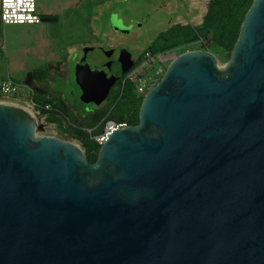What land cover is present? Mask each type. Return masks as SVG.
<instances>
[{
	"label": "water",
	"instance_id": "water-1",
	"mask_svg": "<svg viewBox=\"0 0 264 264\" xmlns=\"http://www.w3.org/2000/svg\"><path fill=\"white\" fill-rule=\"evenodd\" d=\"M84 53L99 104L133 59ZM0 264H264V0L223 67L210 51L176 55L92 163L74 136L0 100Z\"/></svg>",
	"mask_w": 264,
	"mask_h": 264
},
{
	"label": "rangeland",
	"instance_id": "rangeland-1",
	"mask_svg": "<svg viewBox=\"0 0 264 264\" xmlns=\"http://www.w3.org/2000/svg\"><path fill=\"white\" fill-rule=\"evenodd\" d=\"M207 3L208 0H36L37 10L56 20L36 24L0 22V82L9 78L14 83L30 84L37 89L38 81L50 79L51 66L67 63L66 81L54 75L53 80L48 81V88L55 97L64 98L80 110L83 108L81 95L96 94L95 89H90L91 80L95 78L89 75L94 67L91 55L84 53L85 46L122 47L135 59L168 26L199 24ZM119 20L125 25L123 28L131 26L128 32L116 27ZM193 49L210 51L221 67L230 56L210 39L202 38L156 55L143 56L142 63L128 75L142 69L146 92L176 55ZM17 102L28 106L37 118H44L29 99ZM84 120L85 117L74 116L73 124L81 125Z\"/></svg>",
	"mask_w": 264,
	"mask_h": 264
},
{
	"label": "trees",
	"instance_id": "trees-1",
	"mask_svg": "<svg viewBox=\"0 0 264 264\" xmlns=\"http://www.w3.org/2000/svg\"><path fill=\"white\" fill-rule=\"evenodd\" d=\"M251 2L252 0H208L199 24L168 26L147 44L144 52L156 55L189 42L208 38L229 56L237 39L243 16ZM144 52L135 59L132 58L131 69L115 81L104 103L97 109V113L86 118L81 125L73 124L74 117L68 113L61 100L46 98L40 101L37 97H32L34 103L48 104L47 109L37 108V110L44 115L45 120L56 124L80 142L89 163L95 161L100 147L91 136L101 132L106 120L124 122L126 125H135L138 122V110L143 95L136 92L134 82L128 78V74L142 63ZM23 98L29 97L23 95ZM87 128H90V133L86 131Z\"/></svg>",
	"mask_w": 264,
	"mask_h": 264
},
{
	"label": "built area",
	"instance_id": "built-area-1",
	"mask_svg": "<svg viewBox=\"0 0 264 264\" xmlns=\"http://www.w3.org/2000/svg\"><path fill=\"white\" fill-rule=\"evenodd\" d=\"M42 15L36 6V0H0V22L3 24H36L42 21ZM149 52H144V56L148 57ZM142 71V69H140ZM138 71L132 75H128V78L134 82L135 90L138 94L143 95L145 93L146 86L142 80V73ZM24 96L29 97L30 102L37 106L32 101L34 92L32 88L26 84H17L7 78L0 82V100L8 101H20ZM39 108L47 109L48 104L38 106ZM124 122H115L107 120L102 127L99 134L91 136L97 143L102 144L108 136L116 129L125 126ZM90 133V129L87 130Z\"/></svg>",
	"mask_w": 264,
	"mask_h": 264
},
{
	"label": "crops",
	"instance_id": "crops-1",
	"mask_svg": "<svg viewBox=\"0 0 264 264\" xmlns=\"http://www.w3.org/2000/svg\"><path fill=\"white\" fill-rule=\"evenodd\" d=\"M43 15L50 16V15H47V14H43ZM76 66L77 67H80L78 64H76ZM68 69H69V67H68V64L67 63L66 64L58 63L56 65V67H54V66H51L50 67V71H51L50 79L48 77L47 78V81H38L37 84H35V86L37 87V89H35L34 86H32L30 84L29 85L27 84V86H29L30 88H32V90L34 92L33 97H37L40 101H43L46 98L59 99V100H61L63 102V104H64V106H65V108L67 109L68 112L70 110L73 111L75 107H73L70 103L66 102L64 100V98H62V97H58V98L55 97L52 94V92L49 91L50 89L48 88V81L49 82L52 81L54 75H57V76L61 77L63 81H66L67 76H68V74H67L68 73ZM92 74H93V72L91 71V73H90L89 76H91ZM50 85H51V83H50ZM90 89H91V87H90ZM81 96H82L81 99L84 98V95L83 94ZM36 104H37V106H35V107H37V108H39L38 106L44 105L41 102H36ZM88 112H90V111H88ZM80 114H81V117H89L91 115L90 113H87V111H84L82 113L80 112Z\"/></svg>",
	"mask_w": 264,
	"mask_h": 264
},
{
	"label": "flooded vegetation",
	"instance_id": "flooded-vegetation-1",
	"mask_svg": "<svg viewBox=\"0 0 264 264\" xmlns=\"http://www.w3.org/2000/svg\"><path fill=\"white\" fill-rule=\"evenodd\" d=\"M109 48H111V47H107V49H109ZM112 48H114V47H112ZM119 48H122V47H119ZM91 90L93 91L94 89L93 88H91ZM96 90V94H97V96H95L96 94H94V95H90V96H86V95H84V98H82L81 99V102H82V106H83V108H81L80 110H78V109H75L74 108V110L72 111V110H70L68 113L69 114H71L73 117L74 116H78V117H81V114H80V112L82 113V112H84V111H86L85 110V106H87V113H90L91 115L90 116H93V115H95L96 113H97V109L104 103V101H105V99H103L102 101H100L99 102V104H96L95 102L98 100V97L100 96L99 95V90H97V89H95ZM89 101L91 102V105H87V103H89ZM88 111H90V112H88ZM86 118H88V117H85V119Z\"/></svg>",
	"mask_w": 264,
	"mask_h": 264
},
{
	"label": "bare ground",
	"instance_id": "bare-ground-1",
	"mask_svg": "<svg viewBox=\"0 0 264 264\" xmlns=\"http://www.w3.org/2000/svg\"><path fill=\"white\" fill-rule=\"evenodd\" d=\"M28 107V106H27Z\"/></svg>",
	"mask_w": 264,
	"mask_h": 264
}]
</instances>
